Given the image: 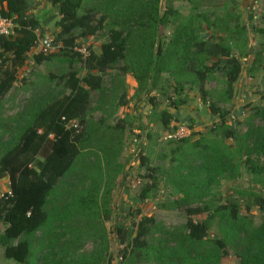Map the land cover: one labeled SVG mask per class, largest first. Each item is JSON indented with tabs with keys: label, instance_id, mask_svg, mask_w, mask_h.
Returning a JSON list of instances; mask_svg holds the SVG:
<instances>
[{
	"label": "trees",
	"instance_id": "trees-1",
	"mask_svg": "<svg viewBox=\"0 0 264 264\" xmlns=\"http://www.w3.org/2000/svg\"><path fill=\"white\" fill-rule=\"evenodd\" d=\"M48 1L60 15L57 22L60 31L53 41L54 48L59 51L44 53L40 49L34 54L35 62L67 61L72 68L75 63H81L82 68L58 75L65 91H69L63 99L58 100L60 95L57 94L50 95L51 91L45 105H40L36 102L40 97L34 93L26 113L16 119V134L7 141L3 140L7 131L3 128L5 121H0V184L8 177L11 189V193L0 201V248H3L5 258L30 264L33 242L40 232L47 242L41 247L36 264L111 263L109 238L103 223L111 213L116 182L126 175L127 167L119 159L125 133L131 127H126L125 121L108 126L106 119H101L94 122L100 127L88 134L92 120L86 115L93 109L94 94L101 99L108 92L104 77L118 69L112 81L133 77L137 84L136 96L148 98L151 106L156 105L150 92L160 83L164 73L175 77L179 95L185 93L186 83L198 86L202 100L219 119L216 127L220 133L219 138L211 139V144L199 141L198 151L188 148L190 140L187 137L166 140L176 143L171 152H180L182 160L167 170L168 180L180 194L172 203L186 212L188 220L181 226L167 227L154 218L145 217L138 224L135 237L133 229L114 224L120 243H127L123 257L128 259V264H221L232 252L239 259L238 264H264V218L256 225L242 214L238 201L215 205L216 202L206 200L213 195L220 178L227 173L234 175V166L240 165L236 163L237 158L241 161L247 157L245 165L250 167L251 174L262 175L264 179V107L254 110L246 131L239 135L236 129L228 126L227 112L209 102L212 92L206 89L208 75L218 69L224 72L225 99L232 97L241 75L242 62L233 55L231 42L215 35L207 39L199 37L193 17L182 21L178 11L164 6L163 0ZM28 8V0H0V18L14 23L9 37L0 36V109L16 82L17 67L25 64L27 54L34 52L39 40L41 22L29 14ZM195 11L198 12L196 6ZM172 20L179 24L170 42L163 46L160 29ZM225 28L227 26L223 28L224 32ZM235 30L241 46H245L247 40L239 37V34H245V28ZM98 33L101 37L107 36L98 51L91 46L86 55L76 51L77 39ZM214 59L217 60L214 64H208ZM262 67L264 69V65ZM82 69L87 73L84 76L79 73ZM123 87V92L115 90L113 93L117 94L121 105H126L124 82ZM163 94L166 99L174 97H168L167 92ZM183 103L185 101L180 98L170 101L176 110ZM153 114L164 130L172 133L178 128L171 126L173 115L167 107L159 112L155 108ZM75 120L85 125L84 133H77L74 126L66 127ZM51 135L54 138L49 142ZM228 138L236 141L233 152L224 143ZM47 143L49 147L41 161L38 157ZM88 159L96 167H90ZM147 159L142 158L141 164L150 167ZM33 164L35 168H32ZM149 169L154 174L162 172L159 166ZM148 177L154 183L143 186L142 201L157 188L156 176ZM75 178L81 181L75 184L72 182ZM74 187L78 189L73 192ZM256 203L264 209L262 196H256ZM202 214L206 218L197 220ZM1 225L5 226L2 228ZM214 226L219 237L210 236ZM87 240L96 243L90 253L82 252Z\"/></svg>",
	"mask_w": 264,
	"mask_h": 264
},
{
	"label": "rangeland",
	"instance_id": "rangeland-1",
	"mask_svg": "<svg viewBox=\"0 0 264 264\" xmlns=\"http://www.w3.org/2000/svg\"><path fill=\"white\" fill-rule=\"evenodd\" d=\"M97 1V0H95ZM100 1V0H98ZM164 6H171L183 18L192 16L196 21L198 36L207 39L211 35H215L218 39H225L231 42L233 55L238 57L242 62V72L235 83L232 97L224 98L223 92L226 90V79L224 72L219 69L214 74H210L206 78V89L212 92L209 102H214L217 106L227 112V124L237 133L243 134L246 131L247 124L253 118L255 109L264 107V0H163ZM30 15L37 17L41 22L39 40L34 52L27 54V61L21 67H17L15 72L16 82L9 94L4 98L2 107L0 109V121L4 122L7 130L3 135L4 141L11 139L16 133L17 117L22 113H26L27 108L30 107V101L33 94L37 93L36 97L38 104L45 105L48 101V93L50 95H60L58 100L63 99L69 94L66 92L64 84L60 83L58 75L68 73L71 70L80 71L82 68L81 63H75L72 68L67 61H54V63L37 64L34 60L35 52L40 51L41 45L45 39L55 40L60 29L57 27V22L60 20V15L56 8H53L48 0H28ZM195 6L198 12L195 11ZM100 10V7H96ZM206 14V16H202ZM211 14V15H209ZM237 14V15H236ZM197 15V16H196ZM98 14L97 17H99ZM203 18L205 21H202ZM237 20H234V19ZM174 19V18H173ZM210 22V24H208ZM179 23L173 20L168 26L161 27V38L163 46L170 42L176 27ZM200 24V27H199ZM233 28H245V34H239L240 40L245 41V46L241 41H238V35H229L223 31L225 26L228 25ZM98 33L95 36L81 40H76L78 46L76 51L86 55L89 46L94 51H98L102 42L107 39V36H100ZM241 35V36H240ZM62 46L61 44L59 47ZM59 49L54 48L52 52H57ZM60 56V55H59ZM217 60H210L208 64H214ZM223 67V65H221ZM118 69L112 70L109 76H105V86L108 90L106 95L100 99L97 94H94L95 102L86 118L92 120L89 124L88 134L94 133L100 126L97 123L104 116L102 111L97 110L98 107H104L108 112V105L111 102L118 100L117 94L113 93L112 86L116 81H112L113 76L117 74ZM81 76L86 75V71L82 69L79 72ZM54 75L55 77H52ZM130 80V85L136 86L133 77L127 76ZM179 83L175 77L170 73L162 75L160 83L152 89L150 96L155 98V105L151 106L148 103V98H139L136 96V89L126 87L128 105H122L126 113L116 115V117L126 118L125 123L127 127H131L125 133L124 146L122 148L121 160L122 164L127 167L126 175L118 178L114 188L112 199L110 203L111 213L109 219H104V227L107 230L111 263L110 264H128V259L123 257V251L127 243H120V239L116 235L114 224H122L130 229H133V237L136 236L137 227L140 221L147 218H154L156 222H162L167 227H178L185 224L188 220V215L183 209L173 205L172 201L177 193L176 187L169 181L167 170L178 165L182 160L179 157L180 152L172 153V148H175L176 143L166 141L170 130H164L162 125L154 117L155 108L159 112L164 108L169 109V113L173 115L171 126L185 125L189 132L187 137L190 142L188 148L190 150H200L199 141L201 143H212L211 139L219 138L220 133L216 127L219 124L218 117L211 114L209 105L202 100V93L199 91L198 86L190 83L184 84L186 88L185 93L179 95L176 87ZM62 86V87H60ZM64 89V91L61 90ZM58 91V93H56ZM121 91V90H120ZM163 92L168 93L169 96H174L172 100L181 99L185 103L181 105L179 110H176L170 104L171 97L166 99ZM64 93V94H63ZM153 109V110H152ZM132 112L133 114L130 116ZM108 115V114H107ZM115 116V115H114ZM152 116V117H151ZM175 117V119H174ZM115 117L106 119V124L114 125ZM14 120V121H13ZM91 122V121H90ZM89 122V123H90ZM1 125V123H0ZM112 125V126H113ZM74 126L76 132L81 134L85 131V125L81 124L79 120L69 122L66 127L69 129ZM116 126V125H115ZM109 132V131H108ZM42 134V130L39 131ZM53 135L49 136V142L53 140ZM132 138H136L132 141ZM106 140V137H102ZM224 143L229 146L231 152L236 148V141L233 138L225 139ZM49 143L46 144L44 150L38 157L43 160L45 151L48 149ZM186 147V146H184ZM186 147V149H188ZM93 150V149H92ZM187 150V151H190ZM204 152L205 149H203ZM87 152V151H86ZM202 152V153H204ZM175 155V156H174ZM148 157L146 160L147 165H142L141 160ZM177 157V158H176ZM176 158V159H175ZM191 158V157H189ZM184 159V157H182ZM185 160V159H184ZM183 160V161H184ZM247 157H243L241 161L237 158L240 165H235L236 169L234 175L226 174L223 178L219 179L218 185L213 190V195L209 197L207 202L214 201L215 205L226 204L230 200H236L240 203L241 212L247 215L251 220L259 225L264 218V209L261 210L256 203V196L264 198V182L263 176H255L251 174L250 167L245 165ZM90 167H96L94 164L87 160ZM35 168V164L31 165ZM159 166L162 172L154 174L149 168H156ZM80 169L82 166L80 165ZM89 170V169H88ZM91 171V170H89ZM154 175L158 179L157 188L153 189L150 196L142 201L140 194L142 193L143 186L147 183H154L148 175ZM9 178L6 177L1 180L0 184V201L6 195L11 193ZM71 180V177H70ZM81 181V180H80ZM79 181V182H80ZM75 184H78L76 178L73 179ZM67 183V181H66ZM81 185V184H80ZM80 189V186H78ZM77 188V189H78ZM76 187L72 188V191ZM76 189V190H77ZM106 218V217H104ZM206 215H200L197 220H204ZM195 219V218H194ZM196 220V219H195ZM5 225H1L3 228ZM211 237H219L220 233L216 226L210 230ZM47 242L42 238L39 232L33 242V256L29 260L30 264H36L38 256L43 244ZM93 240L84 242L82 252L90 253L95 248ZM123 244V245H121ZM43 248V247H42ZM239 259L233 255L225 257L221 264H238ZM0 264H19L13 260H8L4 256L3 248H0ZM109 264V263H106ZM150 264V263H139ZM152 264V263H151Z\"/></svg>",
	"mask_w": 264,
	"mask_h": 264
},
{
	"label": "crops",
	"instance_id": "crops-1",
	"mask_svg": "<svg viewBox=\"0 0 264 264\" xmlns=\"http://www.w3.org/2000/svg\"><path fill=\"white\" fill-rule=\"evenodd\" d=\"M234 20H237V19L235 18ZM227 25H228V27L225 28V30H226L225 32L228 33L229 35H237V34L234 33V32H236V30L234 31L233 28L231 29V27L229 26V24H227ZM129 80L130 79L128 77L124 78V81L123 80H117L116 83L112 86V89L111 90H113V91H115V90L120 91L121 90L120 92H123L124 91L123 82H124V86L125 87H129V90H128V92H129L130 89H131V87H132L130 85V81ZM136 87H137V84H136V86L133 85V87H132L133 91H134V89H136ZM126 105H128V103ZM99 108L100 107H98L97 110L102 111L103 114H104V116H103L102 119H107V118H110V117H115V119H114L115 120L114 121L115 123H114V125L113 124H110L111 126L112 125L115 126L116 125V122H118V121H126V118H121V117L118 118V117H116L117 114L118 115H121L122 113H124V111H125V113L128 111V110H125V108L119 103V100H116V102H111V104L108 105V112L106 111V109H104V107L102 108V110H100ZM133 114H136V113L135 112H132L129 115L132 116ZM127 126L128 125L126 124V127ZM119 161L121 163H123L122 160H121V157H120Z\"/></svg>",
	"mask_w": 264,
	"mask_h": 264
},
{
	"label": "built area",
	"instance_id": "built-area-1",
	"mask_svg": "<svg viewBox=\"0 0 264 264\" xmlns=\"http://www.w3.org/2000/svg\"><path fill=\"white\" fill-rule=\"evenodd\" d=\"M14 28V23L10 19L0 18V36L9 37L12 34ZM41 50L44 53L52 52L54 50L53 41L50 39H45L41 45ZM189 136V132L185 125L177 128L174 132L168 134L166 140H181Z\"/></svg>",
	"mask_w": 264,
	"mask_h": 264
}]
</instances>
